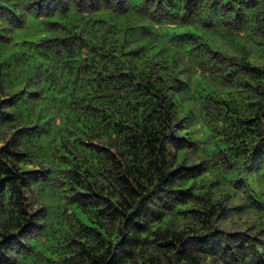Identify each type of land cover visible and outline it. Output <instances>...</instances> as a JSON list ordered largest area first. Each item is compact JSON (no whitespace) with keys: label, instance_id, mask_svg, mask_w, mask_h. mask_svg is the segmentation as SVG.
Segmentation results:
<instances>
[{"label":"trees","instance_id":"1","mask_svg":"<svg viewBox=\"0 0 264 264\" xmlns=\"http://www.w3.org/2000/svg\"><path fill=\"white\" fill-rule=\"evenodd\" d=\"M237 162L259 186L264 0H0V207L27 217L21 187L50 189L49 223L21 229H39L26 264H122L177 217H215L190 239L229 256L256 238L222 222L264 214V192L230 178ZM225 187L247 203L202 211ZM120 220L133 238L104 231Z\"/></svg>","mask_w":264,"mask_h":264},{"label":"clouds","instance_id":"2","mask_svg":"<svg viewBox=\"0 0 264 264\" xmlns=\"http://www.w3.org/2000/svg\"><path fill=\"white\" fill-rule=\"evenodd\" d=\"M189 155L191 157V153ZM194 159L195 157H192L188 162L192 163ZM237 177L244 178L246 183L253 188H257V191L264 192V170L261 171L259 176L261 183L257 186L255 183L257 177H244L243 165L237 162L236 168L230 174V178L236 179ZM69 187H72V185H69ZM20 191L24 197H27L22 203V207L28 213L27 217L15 212L13 209L6 210L0 207V233L3 234L0 235V241H3L11 233H20V235L15 237L19 241L18 244L6 248L4 243H0V264H26L25 256L31 254L30 250L34 243H39V241L33 239L39 229H33L31 234L27 231L21 233V229L33 217H35L33 222L37 225L49 223L48 205L50 201L48 196L50 189L43 184L34 183L31 190L21 187ZM213 192L215 195L209 194L206 197V203L202 211H208L210 207L215 206L213 211L218 217L221 211L225 209H233L238 207L239 204H246L250 190L245 187L242 191L237 192L235 189L229 191L225 187L223 191L221 189H213ZM61 194L66 193L61 190ZM229 195L232 196L231 200L226 199ZM207 201H210V204ZM197 207H201V205H197ZM132 210L134 211L135 208ZM247 215L251 219L245 224V214L243 212L239 214L230 213L231 218L227 225V231L247 232V236L255 237L256 239L247 241L245 247L240 248V241L246 238H239L235 242V246L229 256H224L223 253L205 252L197 241L190 239L194 235L201 236L208 231H214L215 227H219L220 225L215 217L212 218V225L208 228L201 223H188L177 217L176 226L171 228V231L167 234L162 229L160 237L155 238V243L152 242L154 237L151 232L147 234L146 238L141 234V240H146V242L134 249L136 253L134 259L129 261L125 258L122 264H260L261 260H264V214H260L258 220L255 216H252L251 212L247 213ZM104 224V231L108 236H112L121 230L127 233L130 239L134 236V230L129 232L128 229L124 228L123 220L115 224L104 221ZM193 228L195 232L192 231ZM248 229H251V231H248ZM77 231H79V228H77ZM87 244L95 249L97 257L102 256L107 250L105 237H101L99 240L90 238L87 240ZM177 253H180V255H177Z\"/></svg>","mask_w":264,"mask_h":264},{"label":"rangeland","instance_id":"3","mask_svg":"<svg viewBox=\"0 0 264 264\" xmlns=\"http://www.w3.org/2000/svg\"><path fill=\"white\" fill-rule=\"evenodd\" d=\"M222 229L223 230H227V225H228V222H222Z\"/></svg>","mask_w":264,"mask_h":264}]
</instances>
